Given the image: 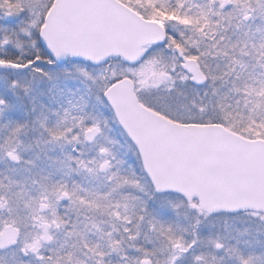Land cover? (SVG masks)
<instances>
[{"label": "snow or ice", "instance_id": "obj_1", "mask_svg": "<svg viewBox=\"0 0 264 264\" xmlns=\"http://www.w3.org/2000/svg\"><path fill=\"white\" fill-rule=\"evenodd\" d=\"M0 264H264V0H0Z\"/></svg>", "mask_w": 264, "mask_h": 264}]
</instances>
